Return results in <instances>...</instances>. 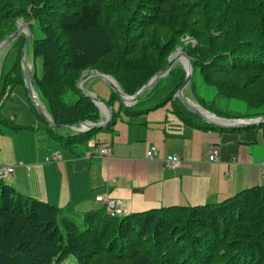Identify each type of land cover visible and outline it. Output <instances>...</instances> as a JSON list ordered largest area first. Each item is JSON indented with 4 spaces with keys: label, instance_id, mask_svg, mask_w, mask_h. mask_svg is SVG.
Returning a JSON list of instances; mask_svg holds the SVG:
<instances>
[{
    "label": "trees",
    "instance_id": "trees-1",
    "mask_svg": "<svg viewBox=\"0 0 264 264\" xmlns=\"http://www.w3.org/2000/svg\"><path fill=\"white\" fill-rule=\"evenodd\" d=\"M19 18L29 23L31 34L34 27L42 34L33 51L43 58V71L31 79L57 124L99 122L93 103L76 87L86 68L111 75L123 93L132 95L177 47L191 60L193 90L197 76L218 98L247 105L246 118L264 115V0H0V41ZM183 37L194 44L184 45ZM12 70L13 64L1 71L0 103L7 86L24 85L23 77L11 78ZM184 77L183 67L173 66L134 105L118 99L101 129H108L120 111L137 116L168 102L189 121L192 113L174 96ZM67 86L78 100L60 98ZM114 97L112 92L105 101L109 107ZM7 125L21 128L1 115L0 104V131ZM258 127L264 139V121ZM49 128L64 148L79 147L80 153L93 136L80 132L64 139ZM64 212L0 179V264H54L67 254L76 264H264V176L260 185L214 204L120 216L103 208L73 217ZM129 238L135 246L126 245Z\"/></svg>",
    "mask_w": 264,
    "mask_h": 264
},
{
    "label": "crops",
    "instance_id": "crops-1",
    "mask_svg": "<svg viewBox=\"0 0 264 264\" xmlns=\"http://www.w3.org/2000/svg\"><path fill=\"white\" fill-rule=\"evenodd\" d=\"M116 105L111 108L115 110ZM194 116L182 120L170 102L137 116L120 111L108 129L94 134L82 153L39 144L35 130L40 123L13 118L8 121L21 128L7 125L0 131L7 139L0 140V147L7 149L6 165L14 167L8 182L22 195L63 209L66 217L101 209L96 195L120 199L128 215L161 207L214 204L260 185L264 176L261 128L213 129ZM107 146L110 156H82L87 149ZM150 147L157 150L158 158L148 159ZM213 147L219 155L209 161ZM53 151L59 152L60 159L45 160ZM166 154L179 156L180 167L166 168L162 162Z\"/></svg>",
    "mask_w": 264,
    "mask_h": 264
},
{
    "label": "rangeland",
    "instance_id": "rangeland-1",
    "mask_svg": "<svg viewBox=\"0 0 264 264\" xmlns=\"http://www.w3.org/2000/svg\"><path fill=\"white\" fill-rule=\"evenodd\" d=\"M52 1L54 0H50V2ZM59 11H61V8H59ZM32 21L33 20H31L30 22ZM22 23H28V22L20 18L16 19L14 23L12 24V29L15 31L17 26ZM22 35L23 34L18 35L16 39H14L7 46H5L0 52V74H1L2 69L7 70L13 64L11 78L17 79L20 76L23 77V72L21 71L22 69H21V65L19 62V50L23 42V36H24ZM40 36H42V34L39 32L37 27L32 28L31 40L28 44V47L24 55V61L29 69V73L33 81L37 78H40L42 75V71H43V58L41 56H34V51H33L34 41ZM181 40H182L181 42H183L184 45L194 44V41L191 40L189 37H183ZM176 49L172 53L176 52ZM180 51H184V49L180 47ZM178 65L180 66L181 63L176 62L173 66H178ZM92 71H95V70L86 68L85 70L81 72L80 77ZM194 80L196 82L194 90L191 88L189 84H187V86L183 90V95L185 99H187L190 103L197 105L198 107L202 108L204 111L208 112L209 114L215 117L222 118V119H250V118H246V115L251 112V109L247 105L238 103L234 100H224L222 98H218L217 96H215V93L213 92V90H211V88L205 86L204 84L200 82L197 76L194 77ZM10 87H12L11 90H10ZM18 87L21 89L22 92H20V89ZM22 87L23 86L20 84H14L12 86L10 84V86H7V88L5 89V93L2 97L3 98V102L1 104L2 105V109H1L2 116L7 118L8 120H12L14 118L15 122H20L21 120H27V119L37 120L40 123V126L36 128L35 134L37 136L39 144H43L45 142L44 144L45 146H48L50 148H54L56 146V147H59V149L64 150L63 144L59 140L55 139L54 138L55 136L53 134H50V131L47 129L48 125L36 113V110L33 104L28 98L26 91L24 92V89ZM83 88L95 93V95H97V97L104 102L107 101L112 94L111 89L104 82H102L100 79L96 77H92V78L85 80L83 82ZM6 95L9 96L8 99H4ZM78 97H79V94H77V92L72 87H69V86L65 87V89L63 91L61 90L60 92V98L66 99L69 102L78 100ZM114 98L116 100L114 103L119 104L120 100L118 101V98L116 97ZM198 98L203 99L206 103L211 105V106L208 105L207 107H212L213 111H219L223 116H218L214 112L211 111V108L207 109L203 107L202 105H200V104H204V102H201V100H199ZM38 99H39L41 106L45 110V105L43 104L39 96H38ZM93 105L96 108V112H98L99 121L101 119L103 120L106 116L105 109H103L101 105L98 106V105H95L94 103ZM117 106L118 105H116V108ZM124 106H126V104ZM224 115H228V117H224ZM195 119L197 122L199 121V122L206 123L204 122V120L200 119L197 116L196 117L194 116V120ZM35 126H37V123ZM206 126L208 125L206 124ZM53 129H54L53 133H57V135L63 136L64 139H66L68 135H72L75 133L72 130L64 129V128H53ZM101 130L100 129L90 130V131L88 130V132L85 131L83 133L86 136H91V135L94 136L96 132H99ZM0 140L7 141V139H5L2 135H0ZM74 141H78V140H74ZM76 150H78V148H76ZM6 155H7V149L4 145L0 147V163L4 165H6V157H5ZM3 181L5 183L10 184L8 182V178ZM199 233L201 234V232ZM232 238L235 239V237L232 235L228 236V239H232ZM127 244L131 246L133 245L135 246V240L132 241V238H129L126 245ZM54 264H76V258L72 255L67 254V256L61 258V260L55 262Z\"/></svg>",
    "mask_w": 264,
    "mask_h": 264
},
{
    "label": "water",
    "instance_id": "water-1",
    "mask_svg": "<svg viewBox=\"0 0 264 264\" xmlns=\"http://www.w3.org/2000/svg\"><path fill=\"white\" fill-rule=\"evenodd\" d=\"M23 34L24 35V42L21 47L20 51V65L23 72V83L26 90V93L28 95V98L30 99L31 103L33 104L36 113L41 117V119L48 125V127L51 128H64L69 129L74 132H83L88 131L91 129H101L108 125L112 118V108L109 107L104 101L99 99L95 93L86 90L83 88V82L89 78L96 77L100 79L102 82H104L111 91L118 97V99L126 106H132L136 103L137 99L150 90L158 80L165 77L170 69L173 67V65L176 62H180L183 70L185 71V77L182 81L181 86L178 88V90L175 93L176 99L179 101V103L190 113L194 114L195 116L199 117L200 119L204 120L209 125H212L214 127L218 128H238V127H248L252 125H258L259 123L264 121V115L250 118V119H222L217 117L218 119L227 120L233 122L232 124L226 125L222 124L216 121H213L212 119L208 118L204 113H202L196 106H194L192 103H190L187 99H185L183 95V90L189 83L192 73H193V67L191 64V60L189 56L184 52L180 51V47H177L176 52L171 53L168 57L167 64L161 68L159 71H157L152 77H150L145 84H143L134 94L128 95L122 92L120 87L118 86L116 80L108 74H103L97 71H92L89 73H86L82 75L79 80L77 81L76 87L78 90L85 96L88 97L95 105H101L105 109V119L103 121H99L97 123H93L90 121H80L75 124L70 125H62L57 124L52 121L48 113L43 109L41 106L37 93L33 87L31 75L29 73V69L24 61V55L26 52V49L28 47V44L31 40V31L29 28V23H22L17 26L15 31H13L11 34L6 36L3 40L0 41V52L2 49L7 46L10 42H12L14 39L17 38L18 35ZM179 50V51H178ZM181 58L184 59L181 60ZM105 77H109L110 79H107ZM202 109V108H200ZM203 110V109H202Z\"/></svg>",
    "mask_w": 264,
    "mask_h": 264
},
{
    "label": "built area",
    "instance_id": "built-area-1",
    "mask_svg": "<svg viewBox=\"0 0 264 264\" xmlns=\"http://www.w3.org/2000/svg\"><path fill=\"white\" fill-rule=\"evenodd\" d=\"M149 155L148 159H156L158 158V152L154 147H150L149 149ZM111 155V149L110 147H94L91 150H86L82 156L83 158L89 159L92 157L97 156H103L107 157ZM219 155V149L216 147H213L210 149L207 158L209 161H214L217 159ZM60 159V154L58 151L51 152L48 156L45 157V160H58ZM162 162L164 166L168 169H176L180 167L181 160L180 157L175 154H166L162 157ZM264 166V163H263ZM14 172V167L10 165H4L0 164V179L6 180L9 176H11ZM263 174H264V168H263ZM94 200L97 203H100L103 207V209L106 211V213L110 215H123L124 209H123V202L118 198H112L108 195H96L94 196Z\"/></svg>",
    "mask_w": 264,
    "mask_h": 264
},
{
    "label": "bare ground",
    "instance_id": "bare-ground-1",
    "mask_svg": "<svg viewBox=\"0 0 264 264\" xmlns=\"http://www.w3.org/2000/svg\"><path fill=\"white\" fill-rule=\"evenodd\" d=\"M179 51V50H178ZM182 60L184 61V59L182 58ZM107 79H110L109 77H105ZM111 80V79H110ZM112 81V80H111ZM194 105V104H193ZM196 106L202 113H204L208 118L212 119L213 121H216V122H219V123H222V124H226V125H229V124H232L233 122L231 121H227V120H222V119H218L217 117L209 114L208 112L200 109V107H198L197 105H194ZM102 107V106H101ZM103 108V107H102ZM104 109V108H103Z\"/></svg>",
    "mask_w": 264,
    "mask_h": 264
}]
</instances>
